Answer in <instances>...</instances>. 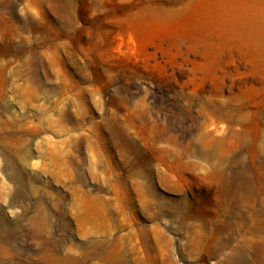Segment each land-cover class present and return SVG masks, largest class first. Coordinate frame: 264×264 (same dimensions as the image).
Returning a JSON list of instances; mask_svg holds the SVG:
<instances>
[{"label":"rangeland","instance_id":"rangeland-1","mask_svg":"<svg viewBox=\"0 0 264 264\" xmlns=\"http://www.w3.org/2000/svg\"><path fill=\"white\" fill-rule=\"evenodd\" d=\"M247 1L0 0V264H264Z\"/></svg>","mask_w":264,"mask_h":264},{"label":"bare ground","instance_id":"bare-ground-1","mask_svg":"<svg viewBox=\"0 0 264 264\" xmlns=\"http://www.w3.org/2000/svg\"><path fill=\"white\" fill-rule=\"evenodd\" d=\"M249 1V2H248ZM247 2L249 3V4H257V3H259V2H257V1H255V0H248ZM264 3V2H263ZM262 3V4H263ZM3 44V43H2ZM10 49V48H9ZM33 59V58H32ZM32 95V94H31ZM30 95V96H31ZM31 98V97H30ZM10 140V139H9ZM5 143V142H4ZM8 143V142H7ZM15 151V150H14Z\"/></svg>","mask_w":264,"mask_h":264}]
</instances>
